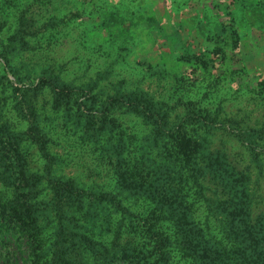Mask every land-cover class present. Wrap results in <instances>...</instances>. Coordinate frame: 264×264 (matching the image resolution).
<instances>
[{
  "label": "rangeland",
  "instance_id": "1",
  "mask_svg": "<svg viewBox=\"0 0 264 264\" xmlns=\"http://www.w3.org/2000/svg\"><path fill=\"white\" fill-rule=\"evenodd\" d=\"M191 107L219 124L205 149L248 177L251 219H264V0H0V176L14 174L0 187L33 209L41 262L75 250L100 264L112 242L155 264L146 227L174 229L161 222L148 151L159 156V128ZM235 129L261 131L255 151ZM187 196L206 238L230 248L195 190Z\"/></svg>",
  "mask_w": 264,
  "mask_h": 264
},
{
  "label": "trees",
  "instance_id": "2",
  "mask_svg": "<svg viewBox=\"0 0 264 264\" xmlns=\"http://www.w3.org/2000/svg\"><path fill=\"white\" fill-rule=\"evenodd\" d=\"M71 87L65 83L62 89ZM211 116L210 112L196 111L191 107L174 130L159 128L158 135L163 133V138H168L167 147L163 145V150L156 151L159 156L148 151V167L155 174L151 176L149 186L154 191L162 189L160 195L166 202L160 206L161 222L171 224L174 229V234H165L146 227L154 248L149 258L152 257L155 264H264V219L259 217L254 223L251 219L248 177L237 171L226 151L211 148L207 151L205 139H201L203 133L219 127ZM236 130H232L234 139L245 141L255 151L261 131ZM156 172L163 175L161 183ZM12 175L0 176L7 190L14 183H6ZM20 177L23 179L24 175ZM129 182L133 185L131 189L139 186V181ZM211 186L212 193L206 196L204 191H209ZM5 187H0V264H12L9 256L14 254L9 252L11 248L22 256L23 264H46L41 262L43 254L38 251L41 243L33 209L7 199ZM192 189L203 201L207 215L215 217L231 238L230 248L211 237L206 238L203 230L195 224L194 208L186 200ZM120 245L111 242V246H104L100 264H114L113 258H119V264H140L135 257H142L141 251ZM73 251L58 257L61 263L57 264H85L81 254Z\"/></svg>",
  "mask_w": 264,
  "mask_h": 264
}]
</instances>
